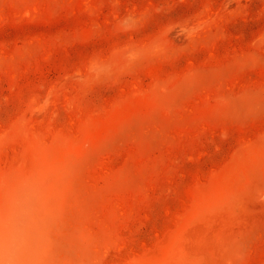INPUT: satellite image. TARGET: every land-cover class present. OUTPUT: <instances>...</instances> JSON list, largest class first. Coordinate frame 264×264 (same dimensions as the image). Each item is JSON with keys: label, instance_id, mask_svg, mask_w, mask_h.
Here are the masks:
<instances>
[{"label": "rangeland", "instance_id": "1", "mask_svg": "<svg viewBox=\"0 0 264 264\" xmlns=\"http://www.w3.org/2000/svg\"><path fill=\"white\" fill-rule=\"evenodd\" d=\"M133 9L144 29L114 36ZM186 19L207 27L168 62L67 78ZM259 33L264 0H0V261L264 264V63H234Z\"/></svg>", "mask_w": 264, "mask_h": 264}, {"label": "clouds", "instance_id": "2", "mask_svg": "<svg viewBox=\"0 0 264 264\" xmlns=\"http://www.w3.org/2000/svg\"><path fill=\"white\" fill-rule=\"evenodd\" d=\"M112 7L119 8V0H112ZM87 10L90 14H95L94 9ZM150 16L148 9L127 11L115 18L112 33L116 37H131L144 29ZM92 27L95 31L100 25L93 24ZM206 27L207 24L199 19H186L164 25L147 39H118L108 49L95 52L81 61L67 78L84 92L96 87L115 85L149 64L168 62L187 51L188 45L195 42ZM173 34L184 38L183 46L174 45ZM234 63L241 69L264 63V33L257 34L250 41L248 50L234 57ZM159 86L160 82H157L156 87Z\"/></svg>", "mask_w": 264, "mask_h": 264}]
</instances>
